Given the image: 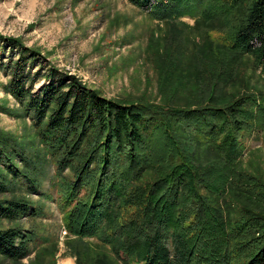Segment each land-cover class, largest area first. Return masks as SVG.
Instances as JSON below:
<instances>
[{"label": "trees", "instance_id": "1", "mask_svg": "<svg viewBox=\"0 0 264 264\" xmlns=\"http://www.w3.org/2000/svg\"><path fill=\"white\" fill-rule=\"evenodd\" d=\"M128 1L162 19L188 16L226 33L208 57L223 68L220 83H208L205 94L182 106L172 96L164 104L120 102L21 37L0 33V71L8 77L3 90L32 118L43 155L55 165L52 185L68 232L98 238L122 264H264V180L241 170L239 137L256 109L264 122V108L252 93L221 92L234 61L246 55L264 74V0ZM42 80L47 83L36 87ZM182 128L209 137L200 142L183 136ZM198 145L205 158L192 155ZM40 153L33 159L0 133L4 169L28 194L53 199L32 177L45 163ZM7 191L0 177V193ZM37 211L25 197L0 198L1 219ZM32 241L33 231L1 228L0 256L22 261ZM107 257L94 264L116 262Z\"/></svg>", "mask_w": 264, "mask_h": 264}, {"label": "rangeland", "instance_id": "2", "mask_svg": "<svg viewBox=\"0 0 264 264\" xmlns=\"http://www.w3.org/2000/svg\"><path fill=\"white\" fill-rule=\"evenodd\" d=\"M0 33L21 37L57 67L120 102L164 104L165 97L172 96V102L182 106L188 98L199 99L206 93L205 87L219 84L223 74V68L214 63L215 67L211 64L214 59L208 57L214 58L215 52L211 50L215 44L211 45L226 33L197 26L194 18L188 16L159 18L128 0H0ZM201 61L209 65L201 68ZM7 80L0 71V133L33 159L41 151L45 163L36 174L30 173L37 177L41 190L51 192L54 198L28 194L25 185L0 164V177L8 187L0 198L25 197L38 209L37 216L0 218V229L20 226L33 231L28 257L13 261L0 256V264H60L65 259L77 264V258L79 264H94L103 254L122 264L123 260L117 259L98 238L64 234V228H68L57 203L59 194L52 185L55 165L43 155L32 118L21 114V105L3 90ZM227 81L221 92L236 96L252 93L264 108V74L254 57L246 55L234 61L232 76ZM45 83L42 80L36 87ZM259 114L260 109H256L252 125L239 133L243 146L240 161L242 171L264 180V122L259 121ZM193 130L182 128L179 132L183 136L195 135L200 142L209 137L206 132ZM200 149L197 147L192 155L205 158Z\"/></svg>", "mask_w": 264, "mask_h": 264}, {"label": "bare ground", "instance_id": "3", "mask_svg": "<svg viewBox=\"0 0 264 264\" xmlns=\"http://www.w3.org/2000/svg\"><path fill=\"white\" fill-rule=\"evenodd\" d=\"M60 264H74V262L71 259H65V260L61 261Z\"/></svg>", "mask_w": 264, "mask_h": 264}, {"label": "built area", "instance_id": "4", "mask_svg": "<svg viewBox=\"0 0 264 264\" xmlns=\"http://www.w3.org/2000/svg\"><path fill=\"white\" fill-rule=\"evenodd\" d=\"M64 234H68V230L64 228Z\"/></svg>", "mask_w": 264, "mask_h": 264}]
</instances>
